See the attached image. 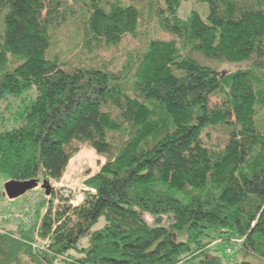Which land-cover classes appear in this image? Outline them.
<instances>
[{
	"label": "trees",
	"instance_id": "trees-1",
	"mask_svg": "<svg viewBox=\"0 0 264 264\" xmlns=\"http://www.w3.org/2000/svg\"><path fill=\"white\" fill-rule=\"evenodd\" d=\"M68 1L0 0V106L17 100L9 126L0 107V175L59 181L84 145L105 161L79 203L52 187L38 206L45 251L31 247L33 227L1 231L0 264H264V0H200L205 20L181 18L185 0H85L94 47L147 35L152 21L170 35L116 70L44 56ZM225 124L220 149L203 143Z\"/></svg>",
	"mask_w": 264,
	"mask_h": 264
},
{
	"label": "rangeland",
	"instance_id": "rangeland-1",
	"mask_svg": "<svg viewBox=\"0 0 264 264\" xmlns=\"http://www.w3.org/2000/svg\"><path fill=\"white\" fill-rule=\"evenodd\" d=\"M83 1L85 0H69L67 2L68 8L66 11L67 15L71 14L72 17L67 16L66 21H62L60 19V23L55 25V29H49L50 44L44 56L46 58L57 57L59 60L65 63V68L67 69L80 65H93L116 70L121 67L125 59H127L126 57L130 53L143 49L145 39H147L149 36L152 38L161 39L170 38V35L159 31L156 28L155 23L152 21L145 24L147 26L144 28H141V30L147 32V35L136 38L127 35L124 36L120 43L116 46H106L105 44L101 43L94 47L93 44H87L86 39L84 38L83 21L86 8L83 5ZM121 1L125 4H141L140 0ZM191 11L197 12L205 20L208 13V6L206 3H203L200 0H185L181 4L178 14L181 18H185V16ZM213 65L218 71L229 69L233 70L236 68L234 65L223 63ZM218 100L219 97H211V105L215 104ZM16 101L17 100L15 99H9L0 106L6 107V105L9 103L7 106L10 108L8 110H4L2 113L6 118V126L11 124L13 119L11 111L14 110L12 107H15L14 105ZM257 109L258 110L254 116V125L256 130L259 132H264V105L259 106V108L257 107ZM227 129L229 132L231 125L225 124L222 126L207 127L201 134L203 143L207 146H215L220 149L225 143L226 137H228ZM78 154H80V157L75 159V156ZM104 161V157L97 155L93 149L85 145L81 146L79 151L70 158L68 165L62 175L63 177H61L59 181L49 180L48 183L50 184L51 188H61L63 192L68 191V193L72 194L71 203L75 205L82 199L84 179L97 172ZM42 180L43 179H40L38 181L37 187L11 200L3 194V184L8 180H5L0 175V215L4 214L3 212L21 209L24 206L27 207V210H23L19 217L14 216L12 219L1 221L0 231L7 232L9 229H11V231L14 232V235L17 238H20L21 236L16 234L20 228L26 230L30 227H33L32 232L34 234L35 242L31 243V247L33 249L45 251L48 242H46L44 239L41 240V238L37 236V227L40 218H38L36 215V212L39 211L38 206L42 203H45L46 199L50 198L49 195L46 196L44 191L40 188ZM102 223L103 221L100 220L96 227L100 226ZM216 245L217 244H215V242H212L210 248L214 249L216 248ZM235 255L236 254H233L234 257ZM246 258L253 262H258V260L253 258L251 255H247ZM28 260L29 259H27V261ZM28 264L33 263L31 262Z\"/></svg>",
	"mask_w": 264,
	"mask_h": 264
},
{
	"label": "water",
	"instance_id": "water-1",
	"mask_svg": "<svg viewBox=\"0 0 264 264\" xmlns=\"http://www.w3.org/2000/svg\"><path fill=\"white\" fill-rule=\"evenodd\" d=\"M38 180L37 179H29L24 181L18 180H8L3 184V194L8 199H15L27 191L37 187ZM40 188L44 191L45 195H49L51 191V186L47 180L43 179L41 181Z\"/></svg>",
	"mask_w": 264,
	"mask_h": 264
},
{
	"label": "built area",
	"instance_id": "built-area-1",
	"mask_svg": "<svg viewBox=\"0 0 264 264\" xmlns=\"http://www.w3.org/2000/svg\"><path fill=\"white\" fill-rule=\"evenodd\" d=\"M67 192V193H66ZM65 196L70 194L68 193V191H64ZM23 210H27V207L24 206L21 209H16V210H12V211H7V212H3L4 214L0 215V222L7 220V219H12L14 216L15 217H19L21 215V212H23ZM1 232V231H0ZM234 242H237L235 239H233ZM241 242V239H238V243ZM227 251L230 253L229 248L227 249Z\"/></svg>",
	"mask_w": 264,
	"mask_h": 264
},
{
	"label": "bare ground",
	"instance_id": "bare-ground-1",
	"mask_svg": "<svg viewBox=\"0 0 264 264\" xmlns=\"http://www.w3.org/2000/svg\"><path fill=\"white\" fill-rule=\"evenodd\" d=\"M79 155H80V154H79ZM77 157H79V156H77ZM24 194H25V193H24ZM46 196H47V195H46ZM235 240L237 241V242H236V243H237V245H236V246L238 247V239H235Z\"/></svg>",
	"mask_w": 264,
	"mask_h": 264
},
{
	"label": "crops",
	"instance_id": "crops-1",
	"mask_svg": "<svg viewBox=\"0 0 264 264\" xmlns=\"http://www.w3.org/2000/svg\"><path fill=\"white\" fill-rule=\"evenodd\" d=\"M94 151V150H93ZM81 152V151H80ZM83 152V151H82ZM95 152V151H94ZM77 156H79L80 157V155L78 154ZM77 156H75V159H77V158H79V157H77ZM63 177V176H62Z\"/></svg>",
	"mask_w": 264,
	"mask_h": 264
}]
</instances>
